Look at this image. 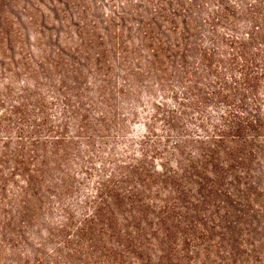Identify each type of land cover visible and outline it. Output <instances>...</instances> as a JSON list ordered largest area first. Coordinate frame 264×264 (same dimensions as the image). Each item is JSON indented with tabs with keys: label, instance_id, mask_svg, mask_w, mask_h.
<instances>
[{
	"label": "trees",
	"instance_id": "obj_1",
	"mask_svg": "<svg viewBox=\"0 0 264 264\" xmlns=\"http://www.w3.org/2000/svg\"><path fill=\"white\" fill-rule=\"evenodd\" d=\"M198 1L190 0L184 44L190 62L183 108L193 115L189 132L173 143V159L138 149L128 161L114 162L75 225L62 216L58 234L46 232L60 240L51 256L26 251L18 264H264V0H210L205 18ZM25 10V25H18L26 31L36 23L29 13L34 9ZM152 30L147 26L138 44L163 74L164 43ZM123 44L114 39L108 45L118 51ZM75 120L77 132L87 117ZM27 130L15 132L23 146L18 143L7 175L19 179L14 193L0 171V249L22 242L38 211L46 169L59 166L66 153L58 149L59 139H67L61 131L51 129L52 140L42 143ZM141 131L151 134L143 123L134 135L139 148L149 140ZM156 160L165 162L160 171Z\"/></svg>",
	"mask_w": 264,
	"mask_h": 264
},
{
	"label": "rangeland",
	"instance_id": "obj_2",
	"mask_svg": "<svg viewBox=\"0 0 264 264\" xmlns=\"http://www.w3.org/2000/svg\"><path fill=\"white\" fill-rule=\"evenodd\" d=\"M190 3L0 0V151L5 155L0 158V171L6 188L14 193L20 185L17 177H7L20 151L18 143L22 145L15 139L16 131L28 128L42 143L52 140L48 136L51 129L67 138L59 139L58 149H66L59 166L46 169L38 188V211L22 232L24 239L14 243L13 249H0V264H18V257L24 258L21 254L35 249L51 256L60 240L46 232L58 234L55 228L64 220L62 216L72 218L75 225L88 210L97 182L116 167L114 162L128 161L138 149H157L162 157L173 159V143L179 133L189 132L193 115L183 108L189 104L184 70L189 69L190 61L184 44ZM210 5V0L202 1L203 18ZM30 7L36 24L25 31L18 21L25 25V9ZM147 26L164 43L163 74H156L155 66L145 60L146 50L138 44L146 36ZM114 39L125 42L118 51L108 45ZM100 42L107 52L96 46ZM102 84L104 89L99 90ZM162 95L174 101L160 99ZM101 111L107 113L105 118L98 115ZM81 114L87 120L76 132L79 124L75 119ZM138 123L141 126L136 127ZM143 123L151 134L141 131L149 140L139 148L134 135ZM162 163L154 162L158 171ZM39 243L42 246H36Z\"/></svg>",
	"mask_w": 264,
	"mask_h": 264
}]
</instances>
